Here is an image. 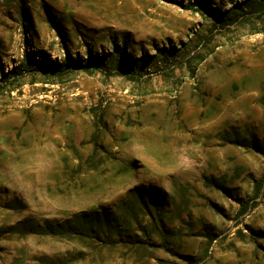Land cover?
<instances>
[{
    "label": "rangeland",
    "instance_id": "rangeland-1",
    "mask_svg": "<svg viewBox=\"0 0 264 264\" xmlns=\"http://www.w3.org/2000/svg\"><path fill=\"white\" fill-rule=\"evenodd\" d=\"M191 1L0 0V264H264V155L229 141L264 139V23Z\"/></svg>",
    "mask_w": 264,
    "mask_h": 264
},
{
    "label": "trees",
    "instance_id": "trees-1",
    "mask_svg": "<svg viewBox=\"0 0 264 264\" xmlns=\"http://www.w3.org/2000/svg\"><path fill=\"white\" fill-rule=\"evenodd\" d=\"M185 7L187 9L194 10L196 12H201L203 15H209L213 17L216 20V22H223L224 17H226L227 19L234 18V20H237L238 16H243V17L252 16L258 18L259 20H261L262 23H264V0H244L242 2L234 1L233 6L229 9L224 10V12L218 7H214L210 2L206 0H194L189 2L187 5H185ZM214 26H217V24H215ZM255 32H264V27L263 29L255 30ZM25 59H27V61L29 62L32 61L29 53L25 55ZM73 65L87 68V66L85 64H82L81 62L63 63L62 66L63 68H68ZM18 69L19 67L16 70ZM15 72H11L10 74H15ZM8 76L11 75L3 73L2 80L4 81V79H6ZM98 140H99V136L97 133H95L93 135V142L95 145V149H101V151L103 150L105 151L104 147L98 143ZM229 141L231 143L237 144L242 147L252 148L255 151L264 155V139H259L256 136V134L253 132L248 133L247 137L245 138L237 137L236 139H229ZM214 185L219 186L217 183H214ZM219 188H223V187L219 186ZM255 190H256L255 195L264 196V183H257ZM249 206L250 204L247 203V205H245L243 208L246 209ZM105 223L107 226H109L108 228H112V229L114 228V226L108 223L107 221H105ZM163 227L164 226L162 227L158 226L157 229L158 233L161 235L164 234ZM95 230H97V228L96 229L93 227L86 228V226L83 224L81 225H69L68 223L53 224L52 222L47 221L42 227L40 226L39 231L37 232L43 235H58L65 238H72L75 236L84 235L87 231L94 232ZM143 231L146 232V229H143ZM165 232H169V230L165 229ZM135 236H136L135 237L136 245L141 246L140 244H142L143 239L137 234Z\"/></svg>",
    "mask_w": 264,
    "mask_h": 264
}]
</instances>
